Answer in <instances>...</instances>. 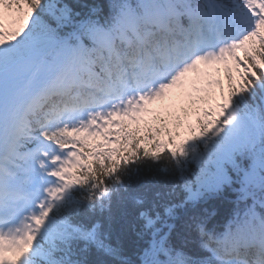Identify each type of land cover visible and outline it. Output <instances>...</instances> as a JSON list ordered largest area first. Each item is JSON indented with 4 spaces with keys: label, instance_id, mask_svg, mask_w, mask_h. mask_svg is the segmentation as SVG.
I'll return each mask as SVG.
<instances>
[{
    "label": "snow or ice",
    "instance_id": "1",
    "mask_svg": "<svg viewBox=\"0 0 264 264\" xmlns=\"http://www.w3.org/2000/svg\"><path fill=\"white\" fill-rule=\"evenodd\" d=\"M144 167L183 199L130 191ZM227 190L243 214L174 248L175 210ZM128 202L140 264H264V0H0V264L115 255Z\"/></svg>",
    "mask_w": 264,
    "mask_h": 264
},
{
    "label": "trees",
    "instance_id": "2",
    "mask_svg": "<svg viewBox=\"0 0 264 264\" xmlns=\"http://www.w3.org/2000/svg\"><path fill=\"white\" fill-rule=\"evenodd\" d=\"M175 95V94H174ZM174 176L165 175L156 167H144L130 191L146 197L155 198L160 193L164 201L179 203L182 195L168 196ZM245 204H237L235 194L227 190L224 194L208 192L194 203L189 202L175 210V218L168 223L174 224L170 239L174 248L190 253L198 251V233L189 229L200 218L207 217V227L222 230L230 223L237 212L243 214ZM214 213V215H212ZM134 206L128 202L123 208H113V218L106 224V242L116 249L115 255L106 254L92 247L87 253L88 264H140L141 254L147 247L149 236L142 234L139 224L133 222ZM160 227L161 225H157ZM167 227L163 231H167ZM185 241H191L187 245Z\"/></svg>",
    "mask_w": 264,
    "mask_h": 264
}]
</instances>
